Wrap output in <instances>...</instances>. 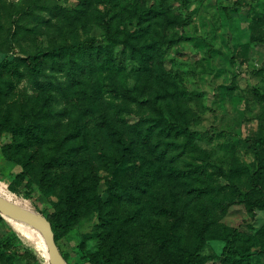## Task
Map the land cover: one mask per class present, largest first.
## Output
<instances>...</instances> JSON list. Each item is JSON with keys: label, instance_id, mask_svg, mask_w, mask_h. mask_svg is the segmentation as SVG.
<instances>
[{"label": "rangeland", "instance_id": "obj_1", "mask_svg": "<svg viewBox=\"0 0 264 264\" xmlns=\"http://www.w3.org/2000/svg\"><path fill=\"white\" fill-rule=\"evenodd\" d=\"M92 38L101 60L116 62L81 87L62 75L59 85L51 62L30 66V56ZM106 115L125 121L129 144L113 189L100 152L122 153L99 128ZM160 118L192 133L138 126ZM259 139L264 0H0V194L47 220L70 198L57 237L65 264H180V248L200 264H264V208L243 198L264 196ZM77 148L76 169H47ZM90 186L103 210L85 197ZM1 241L33 251L30 264H50L44 236L0 213ZM125 242V256L113 257ZM231 242L248 258L230 262ZM0 264L29 263L0 250Z\"/></svg>", "mask_w": 264, "mask_h": 264}, {"label": "trees", "instance_id": "obj_2", "mask_svg": "<svg viewBox=\"0 0 264 264\" xmlns=\"http://www.w3.org/2000/svg\"><path fill=\"white\" fill-rule=\"evenodd\" d=\"M185 4H186V0H184V5ZM99 43H100L99 40L92 38L89 40L79 42L77 44L67 43L63 46L53 48L52 50L46 52H39L37 55L29 57L30 66L33 69L38 70L37 66L39 64L41 65L51 62L52 69L57 74V81L59 85L64 84V82L58 78L60 75H62L63 77H65V79H67L69 89L73 87L75 88L81 87L86 83L88 76L93 77L97 72L100 71L99 65L102 62L103 65L112 64V67L114 66V62H116V59L113 58H110L108 61H106L105 59L101 60V56L105 51L104 48L99 45ZM113 46L114 44L110 47L112 51L111 50L108 51L112 55L114 54ZM83 56H88L89 59L82 58ZM10 62L11 64H13L14 60L7 61L4 64L7 65ZM61 88L63 87L61 86ZM65 93L67 94V91ZM101 121L99 128L106 131L107 134L110 135L111 137L114 138L116 137L121 147L122 156L120 159H116L115 156L113 154H110L109 152H100L101 154L100 158L104 162V165L112 172V178L109 181V187L113 189L114 178H116L117 176V171L124 165L123 157L124 155H126V152L129 149V144L127 143L126 140V128H125L126 124L125 121L123 120L120 121L117 119L114 120V117H111L109 115H106L104 118L101 119ZM142 122L138 126L150 127L151 126L150 124L153 122L154 124H152L151 129L160 128L166 133L165 136L167 137L172 136L173 133L175 134L176 137H179L181 135H189L192 133L187 123L184 121L181 122L178 120H174L172 122L163 124V122L165 121L163 120V118H160L158 120L143 119ZM16 126L19 130L22 127L25 128L23 124H16ZM81 136H83V132L79 130L78 132H76L75 136L72 137L73 139L78 140L80 139ZM253 147H254V151H255L254 153L256 159L259 161L260 164L258 171L260 173V171L264 169V166H263L261 153L258 147H260L264 152V139L255 140L253 142ZM84 149L86 150V148ZM20 151L21 149L20 150L18 149V152ZM81 151L82 150H80L79 148L73 150L72 153H76L73 154L72 156L74 159H71L70 158L71 156H68L67 152L56 153L49 159V162L47 164V169L48 170L62 169L65 167H69V169H76L78 164L75 162V160H77V158L79 157V153ZM164 158L165 156L163 157V159ZM25 168L28 169L30 168V166H25ZM56 184L57 183L55 182V185ZM51 186L52 187L54 186V182L51 183ZM84 192L87 193L88 195L85 196L88 202H90V204L94 206L97 210H103V208H106V206H103L101 202V197L98 194L95 187L93 186L86 187V190H84ZM69 194L71 193L69 192ZM243 198L244 201L247 203V205L252 209L264 208V196H261L257 199H253L252 196L248 193V194H244ZM64 205L65 208H61L59 211H57V213L53 214L51 218L48 219L55 232L56 242L58 237V230L66 225L65 219L73 215L71 212L72 209L70 206L69 197L66 199ZM81 205H82V201L80 200L77 206L80 207ZM112 222L113 220L111 219L110 222L111 226L113 225ZM124 235L125 234L122 233L120 238L123 239ZM125 245H128L129 247L128 242L122 244L117 243L116 246L113 247V249H115L114 250L115 254H113V257L114 256L124 257L127 252ZM0 250L2 252L8 253L9 255H12L13 257H17L19 259L25 260L29 264L32 263L33 261H36L37 259L33 251L28 249L15 248V246H13L10 242L1 241ZM180 250H181L180 254L175 255L180 264H200V255L197 251L192 252L188 248H180ZM245 251L246 250H244L242 247H238L232 242L229 249L225 250L230 262H236L241 257H247L246 254H244Z\"/></svg>", "mask_w": 264, "mask_h": 264}, {"label": "water", "instance_id": "obj_3", "mask_svg": "<svg viewBox=\"0 0 264 264\" xmlns=\"http://www.w3.org/2000/svg\"><path fill=\"white\" fill-rule=\"evenodd\" d=\"M0 213L38 229L47 242L50 264H65L53 227L45 217L1 194Z\"/></svg>", "mask_w": 264, "mask_h": 264}, {"label": "bare ground", "instance_id": "obj_4", "mask_svg": "<svg viewBox=\"0 0 264 264\" xmlns=\"http://www.w3.org/2000/svg\"><path fill=\"white\" fill-rule=\"evenodd\" d=\"M2 196H5V195H3V194H1ZM6 197V196H5ZM26 207V206H25ZM28 209H31V208H29V207H27ZM34 211V210H33ZM34 229H36V228H34ZM39 233H40V231L38 230V229H36Z\"/></svg>", "mask_w": 264, "mask_h": 264}]
</instances>
